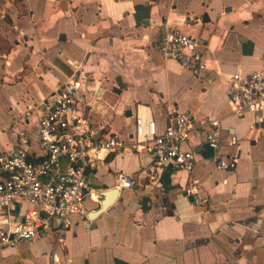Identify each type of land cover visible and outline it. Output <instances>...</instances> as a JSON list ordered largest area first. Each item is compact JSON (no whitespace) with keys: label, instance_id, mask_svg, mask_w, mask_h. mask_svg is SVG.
I'll return each instance as SVG.
<instances>
[{"label":"crops","instance_id":"obj_1","mask_svg":"<svg viewBox=\"0 0 264 264\" xmlns=\"http://www.w3.org/2000/svg\"><path fill=\"white\" fill-rule=\"evenodd\" d=\"M191 17L203 22L187 27ZM168 25L204 41L200 77L160 53ZM263 57L264 0H0V154L20 128L36 130L43 102L77 76L92 124L126 144L138 107L159 134L173 110L221 124L216 148L203 133L183 146L209 205L185 197L186 172L165 165L152 179L149 151L113 152L88 172V215L104 188L118 189L105 213L75 216L62 242L52 218L36 239L0 250V264H264V116L230 107V79L260 69ZM234 158L235 170L217 168ZM120 175L139 188L123 189ZM28 208L17 201L8 211L19 221Z\"/></svg>","mask_w":264,"mask_h":264},{"label":"built area","instance_id":"obj_2","mask_svg":"<svg viewBox=\"0 0 264 264\" xmlns=\"http://www.w3.org/2000/svg\"><path fill=\"white\" fill-rule=\"evenodd\" d=\"M200 18H189L185 25L201 24ZM202 39L185 34L178 27L166 26L158 44L164 59L177 61L181 67L200 77L206 70ZM232 114L264 116V57L263 65L245 76L236 74L230 79ZM91 102L79 76L67 79L42 104V115L33 132L20 128L16 146L0 154V250L16 248L36 239L50 219L59 222L58 241L62 242L73 226L75 216H88L85 207L90 195L89 170L103 156L129 149L147 150L155 159L150 175L155 178L158 168L170 165L189 174L184 195L198 207L209 205L210 198L202 196L201 181L192 174L195 154L184 150L194 133H203L210 147L219 143L220 121L211 119L197 124L188 114L176 110L168 114L162 134L157 132L153 118L141 107L134 119V137L130 144L117 137L100 134L89 117ZM235 143L236 139L233 138ZM237 159L221 160L219 170H235ZM123 189L139 188L134 178L119 176ZM17 201L28 208L19 221L8 209Z\"/></svg>","mask_w":264,"mask_h":264},{"label":"water","instance_id":"obj_3","mask_svg":"<svg viewBox=\"0 0 264 264\" xmlns=\"http://www.w3.org/2000/svg\"><path fill=\"white\" fill-rule=\"evenodd\" d=\"M104 189H105V192H103L101 195L102 201H101L100 209L88 215L87 218L85 219V222L94 221L96 218H98L103 213H105L116 201L117 196H118V189H112V190H107L106 188Z\"/></svg>","mask_w":264,"mask_h":264}]
</instances>
